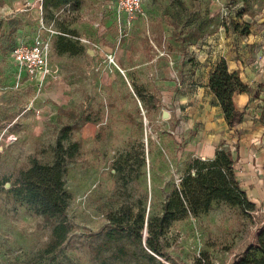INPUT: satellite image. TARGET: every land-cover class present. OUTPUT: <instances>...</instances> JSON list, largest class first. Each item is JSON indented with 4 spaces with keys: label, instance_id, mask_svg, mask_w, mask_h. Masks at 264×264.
Masks as SVG:
<instances>
[{
    "label": "rangeland",
    "instance_id": "rangeland-1",
    "mask_svg": "<svg viewBox=\"0 0 264 264\" xmlns=\"http://www.w3.org/2000/svg\"><path fill=\"white\" fill-rule=\"evenodd\" d=\"M26 3L0 0V264H242L251 252L259 256L264 171L239 169L245 158L234 176L252 211L214 199L194 215L187 204L180 213L174 202L181 217L158 238L166 256L144 241L147 221L162 215L182 177L200 165L194 160H209L193 155L188 135L168 116L185 104L176 97L180 91L194 88L175 67V50L264 16V0H143L159 19L128 28L118 27L122 14L114 10L105 18L104 0ZM39 15L57 32L48 52L53 72L42 81L19 76L10 55L17 29ZM64 126L70 128L64 144L78 143L65 158L71 199L63 216L45 217L10 190L33 158L52 162ZM61 224L64 236L57 239L53 228Z\"/></svg>",
    "mask_w": 264,
    "mask_h": 264
},
{
    "label": "crops",
    "instance_id": "crops-1",
    "mask_svg": "<svg viewBox=\"0 0 264 264\" xmlns=\"http://www.w3.org/2000/svg\"><path fill=\"white\" fill-rule=\"evenodd\" d=\"M142 7L145 18L135 19L131 27L137 22L143 24L148 18L150 22L159 19L157 8L145 9L143 3ZM102 8L101 12L107 18L109 10L115 12L114 0H104ZM38 17L24 20L23 27L17 29L18 38L14 45L20 39L31 41ZM124 19L122 15V23ZM243 21L242 24H250L247 33L220 27L206 35L197 47L188 45L183 53L175 50L178 53L175 67L181 69L182 79L186 78L194 83V88L180 91L176 97L185 104L168 111V116L174 117L183 134L188 135V149L195 157L212 159L217 150H227L234 159L235 174H238L237 163L242 158L246 162L239 169L264 171V150L261 143L264 131L261 121L264 117V16ZM95 23L100 24L99 29L104 25L98 21ZM99 37L98 41L101 43L103 35L100 34ZM221 58L226 61L230 72L238 74L243 86V89H236L232 97L234 108L241 116V121L233 127L228 126L223 111L208 86L211 73ZM238 179L237 175L236 180L239 181ZM239 184L244 189L242 183Z\"/></svg>",
    "mask_w": 264,
    "mask_h": 264
},
{
    "label": "trees",
    "instance_id": "trees-1",
    "mask_svg": "<svg viewBox=\"0 0 264 264\" xmlns=\"http://www.w3.org/2000/svg\"><path fill=\"white\" fill-rule=\"evenodd\" d=\"M233 30L247 33L250 24L241 26L233 22ZM209 89L215 95L225 117L228 126L233 127L241 121L240 113L235 110L232 97L236 89H243L238 74L228 70L226 61L221 58L211 73ZM264 124V117L261 118ZM69 126L61 129V135L54 147V157L51 163H40L33 158L27 169L19 172L16 183L11 188L13 197L33 207L37 214L45 217H58L65 214L66 207L71 194L65 188L64 175L66 172L65 158L71 157L78 148L77 142L67 145L64 140L67 138ZM264 150V131L261 137ZM198 167H193L194 172L189 170L182 177L180 189L173 193L172 198L167 201L163 213L153 220L147 221L149 236L145 239L146 247L152 252L166 256L159 245V235L162 230L172 221L181 216L174 211L181 208L180 213L189 211L198 215L201 211L209 208L210 202L214 199L224 201L236 206L241 212L247 213L254 209V204L248 199L246 191L241 188L235 179L233 163L234 159L230 152L224 149L217 150L214 158L198 161ZM187 204V206L185 205ZM180 205V206H177ZM179 212V211H177ZM111 223L121 226V221L116 217L111 218ZM136 231H140L144 224V214H138L135 219ZM156 224V227H155ZM63 224L54 226L53 232L57 239H62L64 232H60ZM259 253L256 256L252 252L242 260V264H264V227L257 236V247L254 249Z\"/></svg>",
    "mask_w": 264,
    "mask_h": 264
},
{
    "label": "built area",
    "instance_id": "built-area-1",
    "mask_svg": "<svg viewBox=\"0 0 264 264\" xmlns=\"http://www.w3.org/2000/svg\"><path fill=\"white\" fill-rule=\"evenodd\" d=\"M43 0H35L41 7ZM143 0H114L115 12L124 15V23L117 20L118 27H131L137 18H145L142 7ZM28 4V2L26 3ZM230 18H227L228 25ZM96 27H101L95 23ZM31 41L20 39L11 49L10 55L17 69L18 75L26 76L29 80L42 81L52 74V66L48 60L52 35L57 33L52 24L47 25L42 15L36 20Z\"/></svg>",
    "mask_w": 264,
    "mask_h": 264
},
{
    "label": "water",
    "instance_id": "water-1",
    "mask_svg": "<svg viewBox=\"0 0 264 264\" xmlns=\"http://www.w3.org/2000/svg\"><path fill=\"white\" fill-rule=\"evenodd\" d=\"M164 115H167V112H164Z\"/></svg>",
    "mask_w": 264,
    "mask_h": 264
}]
</instances>
